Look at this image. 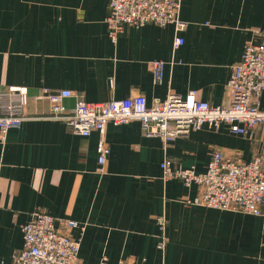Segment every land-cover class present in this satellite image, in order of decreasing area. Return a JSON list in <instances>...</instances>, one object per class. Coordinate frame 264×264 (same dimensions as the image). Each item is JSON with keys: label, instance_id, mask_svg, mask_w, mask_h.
I'll use <instances>...</instances> for the list:
<instances>
[{"label": "crops", "instance_id": "0c3cea01", "mask_svg": "<svg viewBox=\"0 0 264 264\" xmlns=\"http://www.w3.org/2000/svg\"><path fill=\"white\" fill-rule=\"evenodd\" d=\"M108 7V0H0V87L24 86L30 94L70 90L69 110L80 100L133 94L150 105L190 90L227 106L231 68L264 28V0H181L184 30L129 26L113 41ZM178 38L184 43L176 48ZM155 60L165 63L160 83L152 73ZM100 140L97 131L75 134L52 119L0 131V264L22 247V226L36 213L84 226L71 232L80 238L82 264H264V214L190 203L197 187L166 178L162 168L168 162L205 172L216 150L249 162L262 149L264 127L251 138L226 124L204 125L166 142L147 136L138 120L110 123L103 171Z\"/></svg>", "mask_w": 264, "mask_h": 264}, {"label": "built area", "instance_id": "2783aa9c", "mask_svg": "<svg viewBox=\"0 0 264 264\" xmlns=\"http://www.w3.org/2000/svg\"><path fill=\"white\" fill-rule=\"evenodd\" d=\"M108 1L106 22L113 41L129 26L175 24L177 30L187 27L178 16L181 0ZM257 33L259 40L248 42L241 60L231 68L227 106L211 105L200 100L195 90H190L186 95L170 93L164 100L156 99L150 105L144 95L133 94L99 103L80 100L69 110L65 100L73 95L70 90L43 87L38 93L30 94L24 86H3L0 87V131L4 134L35 119L60 120L73 133L83 136L97 131L101 135L100 171L107 160L104 133L110 123L120 125L138 120L147 136H157L166 142L204 125L218 130L222 124L228 125L234 134L252 138L258 127H264V28H259ZM183 43L184 39L178 38L175 47ZM151 67L155 82H162L165 63L155 60ZM43 103L49 105L47 111L41 107ZM162 168L166 178H177L187 187H197V196L190 203L218 210L264 214V141L261 151L249 162L216 150L205 172L172 168L168 162H163ZM158 223L164 231L165 218H158ZM77 228L84 229L77 220L36 213L22 226V247L14 253L11 262L1 264H82L80 238L71 233ZM162 238L159 247L163 249L165 240ZM100 264H107L106 260Z\"/></svg>", "mask_w": 264, "mask_h": 264}]
</instances>
